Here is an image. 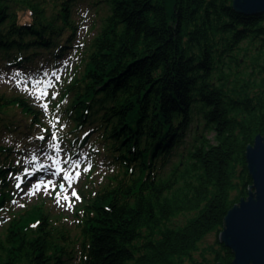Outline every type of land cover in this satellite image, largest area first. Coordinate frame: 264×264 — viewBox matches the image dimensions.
I'll list each match as a JSON object with an SVG mask.
<instances>
[{"label":"trees","instance_id":"16d2710c","mask_svg":"<svg viewBox=\"0 0 264 264\" xmlns=\"http://www.w3.org/2000/svg\"><path fill=\"white\" fill-rule=\"evenodd\" d=\"M83 1L0 0V60L29 68L47 56L55 66L72 48L79 60L47 110L0 92V126L18 140L0 143V211L15 155L54 117L71 124L60 137L72 153L90 144L108 173L73 226L41 206L11 219L0 264H233L219 235L201 242L253 184L246 152L264 134V13H239L233 0H92L109 9L79 48Z\"/></svg>","mask_w":264,"mask_h":264},{"label":"rangeland","instance_id":"374dc122","mask_svg":"<svg viewBox=\"0 0 264 264\" xmlns=\"http://www.w3.org/2000/svg\"><path fill=\"white\" fill-rule=\"evenodd\" d=\"M91 1H83L75 9L74 18L78 24L76 33L78 37L74 42L79 48L85 47L87 43L92 41L101 26V18L106 16L109 9L106 4H100L101 7L98 5L94 7L91 5ZM74 50L75 48L70 49L69 54L60 59L57 66H53L52 62L46 63L47 56L43 62L40 61L41 63L39 62L35 66L29 65V68L18 64L9 65L6 59L0 60V92L6 94L21 92L47 110L49 100H55L60 96L64 86L63 81L74 73L79 63L77 55L73 53ZM15 114H17L16 118H19V121L24 124L22 116L18 113ZM54 118L57 121L56 124L51 122V129L46 132V135L41 133L39 136L44 137V139L36 142L25 139L23 150L15 155L19 168L10 176L9 186L13 187L9 191L11 205L8 209L0 211L1 237V234L5 235L11 219L20 214H26L28 211L31 212L39 206L45 208L52 220L63 217L68 226H73L74 222H78L75 221L77 220L75 216L77 210H80L84 204L91 202L93 200L91 198H94L101 184L106 182L108 173L106 166L102 164L104 156L96 155L94 160L87 157L93 156L89 154L90 144L81 147L80 155H73L69 149L70 140H65V137H58L63 136L62 133L69 132L72 127L71 124L64 114L62 118L59 116ZM1 128L0 143L16 146L18 140L15 135L7 132V129L5 130L2 125ZM95 135L96 133L89 135L88 143H93L96 139ZM93 144L98 145V142L94 141ZM38 149L39 153H34ZM77 162L78 167H76ZM91 162L94 163L93 166H91ZM30 163L33 165L31 166ZM38 168L41 170L35 175ZM68 174H71V179L65 180L64 176ZM37 184L40 185L38 190L33 187ZM61 184L64 186L61 187ZM251 186L252 184L248 188V193L252 189ZM73 190L77 193L78 199L72 196ZM57 193L60 194L59 197ZM64 196H67L68 200H64ZM247 197L248 195L245 198ZM57 199L60 200L59 203H57ZM185 218L184 214H180L175 220L183 222ZM71 229L73 233L76 231V228ZM218 235L217 230L211 231L203 239L201 246L214 243Z\"/></svg>","mask_w":264,"mask_h":264},{"label":"water","instance_id":"95a60500","mask_svg":"<svg viewBox=\"0 0 264 264\" xmlns=\"http://www.w3.org/2000/svg\"><path fill=\"white\" fill-rule=\"evenodd\" d=\"M232 4L243 14L264 13V0H233ZM246 157L252 189L228 211L219 240L233 251V264H264V134L248 146Z\"/></svg>","mask_w":264,"mask_h":264},{"label":"snow or ice","instance_id":"6c2138e0","mask_svg":"<svg viewBox=\"0 0 264 264\" xmlns=\"http://www.w3.org/2000/svg\"><path fill=\"white\" fill-rule=\"evenodd\" d=\"M45 107H46V105H45ZM53 138H55V137H53ZM40 139H44V137H40ZM78 166H79V164H78V162H77L76 167H78ZM64 179H65V180H70V179H71V174L65 175V176H64ZM49 183H51V182H49ZM60 186L63 187L64 185L61 184ZM18 187H19V185H18ZM33 187H35V188L38 190L39 187H40V185L37 184V185H34ZM57 196L59 197L60 194L57 193ZM72 196H73V197H76L77 199L79 198L78 195H77V193H76L74 190L72 191ZM63 199H64V200H68V197H67V196H64ZM59 202H60V200L57 199V203H59ZM69 206H71V205L69 204Z\"/></svg>","mask_w":264,"mask_h":264},{"label":"bare ground","instance_id":"6f19581e","mask_svg":"<svg viewBox=\"0 0 264 264\" xmlns=\"http://www.w3.org/2000/svg\"><path fill=\"white\" fill-rule=\"evenodd\" d=\"M51 63V61H49Z\"/></svg>","mask_w":264,"mask_h":264}]
</instances>
